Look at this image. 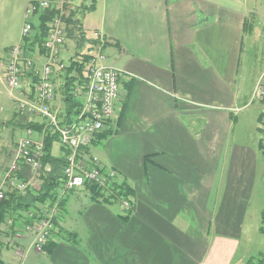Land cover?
I'll return each instance as SVG.
<instances>
[{
    "label": "crops",
    "instance_id": "crops-1",
    "mask_svg": "<svg viewBox=\"0 0 264 264\" xmlns=\"http://www.w3.org/2000/svg\"><path fill=\"white\" fill-rule=\"evenodd\" d=\"M70 1L79 12L92 7L107 64L124 73L112 130L86 153L117 171L134 210L92 200L89 189L71 192L61 202L55 246L39 254L30 239H15L28 253L19 264H245L255 256L251 236L241 254L244 233L262 234L255 200L264 185L261 121L255 115L253 129L247 126L255 100L242 85L255 2ZM21 43L20 35L1 49L0 78L7 51ZM45 61L36 55L39 67ZM32 79H24L29 89ZM62 79L55 80L59 91ZM1 85L0 110L24 126L15 105L2 108ZM54 149L59 161L50 165L59 171L65 151Z\"/></svg>",
    "mask_w": 264,
    "mask_h": 264
},
{
    "label": "built area",
    "instance_id": "built-area-1",
    "mask_svg": "<svg viewBox=\"0 0 264 264\" xmlns=\"http://www.w3.org/2000/svg\"><path fill=\"white\" fill-rule=\"evenodd\" d=\"M48 10L55 11L49 23L48 36L42 47H32L38 17ZM72 10L75 8L70 0L29 3L25 9L22 43L6 53L4 73L0 78V83L16 102L18 114L28 116V123L36 119L44 125L41 133L32 128L25 130L17 145L15 159L5 173V183L23 198L38 194L47 178L52 177L58 183L55 202L51 205L41 203L40 213L26 215L30 219L25 225L27 234L33 235L34 249L39 253L54 237V220L59 216V206L67 194L95 187L105 197H116L114 187L119 176L117 171L107 168L97 157L86 153L87 147L98 136L112 130L111 124L115 122L116 107L121 99L120 81L124 73L107 64L105 37L95 33L93 41L87 46L92 51L86 70L87 83L84 87L77 84L72 91L75 101L80 104L76 114L70 117L66 114L62 93L55 85L56 77L65 71L77 51V42L68 37L70 27L67 20ZM75 36H80L77 31ZM69 50L72 56L66 58L64 55ZM38 53H43L46 58L42 67L36 63ZM26 77H33L30 89L24 82ZM59 95L64 103L62 109L56 108ZM48 132L58 137L56 144L65 151L58 164L59 171L50 164L44 166L42 163L46 156L44 137ZM261 146L264 152V128ZM5 198V192H1L0 202ZM113 200L120 202L123 211L133 212L134 206L129 199Z\"/></svg>",
    "mask_w": 264,
    "mask_h": 264
},
{
    "label": "rangeland",
    "instance_id": "rangeland-1",
    "mask_svg": "<svg viewBox=\"0 0 264 264\" xmlns=\"http://www.w3.org/2000/svg\"><path fill=\"white\" fill-rule=\"evenodd\" d=\"M30 1L31 0H3L2 4H0V51L3 46H7L8 44L16 45L19 43V37L20 35L22 37L21 32L25 24L24 12ZM88 1H90L92 5H96L95 0ZM252 1L255 2L257 9L255 13L249 15L246 25V42L242 67V85L244 86V89L247 90V92H252L251 95L253 96V101L255 100L254 105L248 112L251 116H248V119L246 120L248 124L247 126L253 129L255 124L254 116L257 115V117H260V134H257V136L260 135L261 143L264 128V0ZM75 9L78 10L79 8L76 6ZM76 18L78 20L76 27L77 34L80 35V33H82L87 40V46H89V40L93 39L96 30L99 28L95 22L97 20L96 14L93 12V10H91V8L89 10L88 8H85L84 11L77 13ZM89 53H92V51L89 50L87 54ZM1 88L4 98V103L1 104L3 105L2 108H4L5 105L8 106L11 103L12 105L16 106V102L11 99L3 84L1 85ZM59 105L61 108H63L64 103H61L59 100ZM11 115L7 113L6 110H0V175L2 174L1 176L3 177L1 178L0 176V193L5 192L6 195L14 191H12L9 188V185L5 183V173L15 159V151L19 141L25 135V130L22 128L23 125L20 123L18 124V121L15 120L16 117H12ZM22 117L23 123L26 124L29 122L30 119L28 116L25 115ZM34 120L35 121L32 123H39V120ZM56 146H58V144H56ZM54 153H58L57 149H54ZM262 182L263 181L261 180L259 185L256 186L257 194L255 200L256 205H258L257 212L259 220L261 221L260 226L262 227V234L259 231H253L249 234L244 233L241 254L244 252V249L248 244V237L251 236V241L253 243L251 253L252 256H255L248 259L245 264H257L264 257V246L260 250V247L264 245V222L262 220V213L264 210V185ZM70 194L71 192L69 195ZM25 199L27 202H29L31 198L26 197ZM54 202L55 201H51L42 204L47 203V205H51V203ZM40 204L41 203H35V205H32L29 209L12 213L3 223H0L1 264H10V262L11 264H19L22 259L27 257L28 253L23 251V249L18 248L19 244L17 243V240L15 241V239H30L32 243L30 248L36 252L33 245V235L27 234L28 232L26 231L25 225L30 222V219H27L26 216L28 213H40L38 212ZM61 206L62 205L59 206V216ZM58 217L56 220H54V235L56 232V221ZM45 251L46 249L42 253Z\"/></svg>",
    "mask_w": 264,
    "mask_h": 264
},
{
    "label": "trees",
    "instance_id": "trees-1",
    "mask_svg": "<svg viewBox=\"0 0 264 264\" xmlns=\"http://www.w3.org/2000/svg\"><path fill=\"white\" fill-rule=\"evenodd\" d=\"M92 7H89L90 9ZM78 10H72L70 16L67 20V24L70 27L68 31V37L72 40L77 42V51L73 57H71L69 66L65 69V71L61 74L63 78L62 86H61V93L65 103V110L66 114L70 117L77 113L80 104L75 101V98L72 94V91L76 87V85H80L84 87L87 83L86 77V70L87 66L92 58L91 54H87L90 49H87V40L85 39L84 35L80 33L79 37L75 36L76 27L78 24V20L76 18ZM55 16L54 10H48L38 17V25L34 27L35 29V37L31 43L32 47L38 46L42 47L43 42L48 36L49 33V23L51 22L52 18ZM87 51V52H85ZM24 130L28 128H32L37 132L41 133L44 129V125L40 123H27L22 126ZM106 135V134H105ZM107 136V135H106ZM58 142V137L50 132H48L44 137L45 143V152L46 156L43 158V165L46 166L48 164L53 165L56 160L53 156V150L55 144ZM261 146V145H260ZM262 150V146H261ZM263 151V150H262ZM264 153V152H263ZM58 183L52 177L47 178L44 180V183L41 187V190L36 195H31V199L29 202L16 192H12L6 195V198L0 202V223H3L12 213H17L18 211H24L29 209L35 203H45L51 202L56 200V191H57ZM91 199L97 200L101 202L112 201L113 199L119 198H126L132 202L133 195L132 190L130 189L127 184L122 181L118 182L114 187L116 197H105L98 191L95 187L91 189ZM262 220L264 222V210L262 213ZM55 246L54 243L51 245H47L45 248L46 250L51 251L52 247ZM1 262V261H0ZM1 264V263H0ZM250 264V263H247ZM257 264H264V257L257 263Z\"/></svg>",
    "mask_w": 264,
    "mask_h": 264
}]
</instances>
